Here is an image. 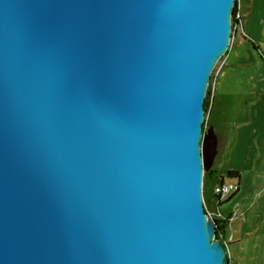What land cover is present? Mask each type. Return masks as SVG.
<instances>
[{"label":"water","instance_id":"95a60500","mask_svg":"<svg viewBox=\"0 0 264 264\" xmlns=\"http://www.w3.org/2000/svg\"><path fill=\"white\" fill-rule=\"evenodd\" d=\"M234 3L0 0V264H227L202 121Z\"/></svg>","mask_w":264,"mask_h":264},{"label":"rangeland","instance_id":"374dc122","mask_svg":"<svg viewBox=\"0 0 264 264\" xmlns=\"http://www.w3.org/2000/svg\"><path fill=\"white\" fill-rule=\"evenodd\" d=\"M250 4L242 35L231 46L230 31L228 47L210 72L204 101L209 103L215 87L202 121V132L209 129L216 139L213 162L203 170L202 196L214 215L228 219L229 264H264V0ZM230 169L239 178L229 177ZM221 181L238 183L239 189L226 201L229 195L219 197L218 205L213 188Z\"/></svg>","mask_w":264,"mask_h":264},{"label":"built area","instance_id":"2783aa9c","mask_svg":"<svg viewBox=\"0 0 264 264\" xmlns=\"http://www.w3.org/2000/svg\"><path fill=\"white\" fill-rule=\"evenodd\" d=\"M237 6V5H236ZM239 21H240V14L239 12L236 10L234 13H232L231 19H230V31H233L234 29L237 28V26L239 25ZM239 189V184L238 183H234V182H223L221 181L218 185H216L213 188V193L216 196L222 197L224 195H230L233 192L237 191ZM202 194H203V190H202ZM202 203H203V207L204 210L206 212V215L209 218H221L219 216L214 215L207 207V205L204 202L203 196H202ZM223 246H226V243L224 241H221Z\"/></svg>","mask_w":264,"mask_h":264},{"label":"crops","instance_id":"0c3cea01","mask_svg":"<svg viewBox=\"0 0 264 264\" xmlns=\"http://www.w3.org/2000/svg\"><path fill=\"white\" fill-rule=\"evenodd\" d=\"M246 2H248V5H247V6L245 5ZM250 3H252V0H248V1H247V0H238V3H237V6H236V9H237V11H238L239 14H240V21H239V25L237 26V28L234 29V31H233V39H232L231 46L234 44L236 38L239 37V36H241L242 33H243L242 28H241L240 25L243 24V20L245 19L243 13H245V12H247V13L250 12V8H251V6H252V4H250ZM244 8H245V10L243 11ZM215 81H216V77H215ZM214 87H215V85L213 86V88H212V90H211V95H210V99H209V112H210V110H211L212 96H213V92H214ZM220 200H221V198H220L219 201L217 202L218 205H220V204H219V202H221ZM206 205H207V204H206ZM233 239H234V238H232V239H230V240L233 241ZM222 241H224V242L226 243L227 251H228L229 242L226 241L224 235H223V237H222ZM227 264H229V260H228V258H227Z\"/></svg>","mask_w":264,"mask_h":264},{"label":"trees","instance_id":"16d2710c","mask_svg":"<svg viewBox=\"0 0 264 264\" xmlns=\"http://www.w3.org/2000/svg\"><path fill=\"white\" fill-rule=\"evenodd\" d=\"M236 3L234 4L233 6V9H232V13H234L236 11ZM208 90H207V95L209 96L210 94V87L211 85L208 86ZM206 105L209 106V103L205 100L204 101V110L206 109ZM206 172L204 173V176H205ZM227 175L229 177H237L239 178V172L237 170H228L227 171ZM236 192V191H235ZM235 192H233L232 194H230L227 198H225L224 201H226L227 199L231 198ZM219 198V196H218ZM219 204H221V202H219ZM214 224H215V238L216 239H219L220 241H222V237L224 235V232H225V226H226V223L228 221V219H218V218H212Z\"/></svg>","mask_w":264,"mask_h":264},{"label":"flooded vegetation","instance_id":"af4514ba","mask_svg":"<svg viewBox=\"0 0 264 264\" xmlns=\"http://www.w3.org/2000/svg\"><path fill=\"white\" fill-rule=\"evenodd\" d=\"M218 219H223V218H218Z\"/></svg>","mask_w":264,"mask_h":264}]
</instances>
